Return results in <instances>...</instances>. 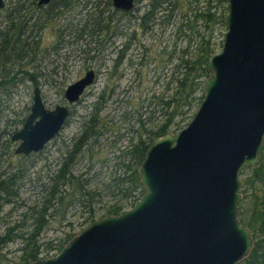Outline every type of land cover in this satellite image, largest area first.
<instances>
[{"label":"water","instance_id":"obj_1","mask_svg":"<svg viewBox=\"0 0 264 264\" xmlns=\"http://www.w3.org/2000/svg\"><path fill=\"white\" fill-rule=\"evenodd\" d=\"M134 2L112 5L126 11ZM227 10L223 46L208 59L211 76L192 120L146 150L138 169L143 196L123 213L94 220L58 254L26 264H238L249 255L240 174L259 165L264 143V0H227ZM95 75L88 69L68 84L67 103H76ZM70 104L47 107L34 85L30 111L11 135L15 152L44 149Z\"/></svg>","mask_w":264,"mask_h":264},{"label":"trees","instance_id":"obj_2","mask_svg":"<svg viewBox=\"0 0 264 264\" xmlns=\"http://www.w3.org/2000/svg\"><path fill=\"white\" fill-rule=\"evenodd\" d=\"M202 1L204 6L198 8L197 4L200 0H189L190 15L188 16V12L182 13L179 23H173L176 25L174 33L176 40L172 46L166 45L156 54L160 56V53H164L167 56L165 71L155 80L158 86L151 87L149 96L141 97L140 95V102L137 105H131L129 109L123 110L121 119H129L127 132L131 134V137L123 147L115 149L111 156L99 160L100 167H108L107 177L99 179L101 171L93 170L95 163H91L90 168L80 175L75 174L74 165L79 163L80 153H87L92 159L103 146L116 145L109 141L105 144L100 141L105 130L112 125L103 122L100 114L109 102L110 95L114 93L115 84L109 83L101 90L97 102L81 121L78 135L68 144L57 168L49 174L48 186L45 182L41 183V188L38 190L40 199L38 198L39 200L31 207L32 227L30 228L28 224L23 231L17 232L14 231L15 225H12L0 232V264H6L7 260L1 250L15 239L22 241L21 254L15 264H26L38 258L59 253L73 234L66 235L58 245H55L58 251L54 254L49 253L54 248L51 242L38 243V236L53 207L57 209L64 204L77 205L84 215V223L87 220L92 223L97 217L123 213L129 207L126 206L128 202L132 205L130 207H134L143 196L145 188L141 183L138 169L146 150L153 142V138L169 132H177L189 119H192L195 109L204 98L205 81L211 76L207 63L217 45L212 41L213 30L217 24L224 25L226 30L224 19L228 12L227 0ZM135 2L139 3L140 0ZM74 3V0H64L61 11L52 9L46 13L45 8L37 9L36 19L42 22L34 33L29 16V0L6 2L3 19L0 20V89L4 88V91H8L15 85L17 76L21 75L32 80L34 85H39L36 70L40 65L36 59L43 49L37 48V43H34L35 37L40 36L42 27L61 17L65 11H71ZM91 4L92 7L85 13L84 22L79 27L78 23L75 24L69 35L74 33L78 38H82L85 32L88 36L100 35L101 37V33L106 32H113L115 35L116 31H119V22L123 20L122 17L131 16L133 26L129 31L130 37L123 48L117 52L109 69V77L115 74L116 78L118 73V78L125 74V70L121 71L120 66L125 62L131 44L138 43L141 35L154 34L158 25L166 28L177 16L175 12L182 10L184 6L181 0H148L144 8L134 5L133 9L125 12L114 9L111 0H94ZM101 5L104 8H100ZM111 8L114 13L119 12L122 17L115 19L116 13L113 17L107 16L105 12ZM112 25L116 26L113 30ZM119 33L125 35L127 32L119 31ZM63 43L65 42L54 45L52 50L57 51ZM98 43L104 44V40ZM145 50L147 51L145 56H147L150 49L145 47ZM135 63L132 57L129 58L131 67ZM136 71L137 76L142 74L140 69ZM162 78H168L166 83H162ZM128 90L126 89L124 94ZM115 101L120 102L121 99ZM130 104L131 100L127 105ZM25 117H22L19 122L23 123ZM5 130H0V160L3 155L15 152V147L13 149L11 147V142L14 141L11 135L14 131L9 134ZM122 135V133L114 134L113 137L118 139L113 141L116 142ZM262 147L259 166L251 167L253 172L246 178L241 188L244 197L239 204V220L252 233L254 247L238 264H264V143ZM1 163L0 161V165ZM20 163L13 164L10 172L0 169V211L5 203L10 202L13 196L17 195V180L25 178L28 174V169H24ZM247 168L250 167L247 166ZM90 171H92L91 175H89ZM94 181L97 183L92 185ZM245 201L246 205H244ZM42 252L44 253L41 254Z\"/></svg>","mask_w":264,"mask_h":264},{"label":"rangeland","instance_id":"obj_3","mask_svg":"<svg viewBox=\"0 0 264 264\" xmlns=\"http://www.w3.org/2000/svg\"><path fill=\"white\" fill-rule=\"evenodd\" d=\"M10 0H6L9 2ZM94 0H74V5L71 11H65L61 17L52 23L42 27L40 36L35 37L37 48L43 49L42 53L37 56V63L40 65L36 70V79L39 83L44 104L49 108H54L56 104H69L65 100L64 90L65 87L75 82L77 78L86 72V69L93 68L96 70L95 82L87 87L84 94L77 100L76 103L70 104V116L67 118L65 125L57 134V137L49 141L44 149L35 152L33 154H22V153H9L3 155L1 158V170L10 172L12 165L20 163L24 169H28V174L25 178L17 180V195L14 198L3 205L0 211V232H3L7 227L15 225L14 231L20 232L25 229L28 224L32 227L33 218L31 213L33 210L32 206L40 199L41 183L45 182L48 186L49 174L52 173L62 158V155L68 148V144L71 140L78 135V131L81 127V121L85 116L88 115L91 107L97 102L101 90L109 83L115 84L113 88L114 93L110 95L109 102L101 111V118L103 122L108 125L112 124L110 128L105 130V134L102 136L100 141L105 144L109 143L116 144L114 146H103L97 151L96 156L93 155L92 159L87 153L79 154V163L74 165V172L76 175L85 173L91 163H95V169L100 170V180L105 179L108 174L107 166L100 167V161L103 157L112 155V152L123 147L131 134L127 132L129 129V119H121L124 109H129L131 105H137L140 102L141 97H147L150 95L149 90L151 87L158 86L155 83L157 76H162L165 71V61L167 56L164 53H160L157 56L160 49L166 45L172 46L176 40V23H179L181 19L180 15L189 11L190 2L189 0H181L184 2L183 9L175 13L177 16L171 20L166 28H161L159 25L154 34L152 35H141L138 43L133 42L131 48H129L125 62L120 66V70L124 71L125 74L121 77H115V74L109 77V69L112 67L113 59L116 57L117 52L123 48V45L129 39V31L132 28L131 16L126 15L122 17L119 12H113V9H107L105 14H115V19L123 18L119 22L118 30L121 32H127L125 35L116 31L114 35V41L111 42L109 39L110 32L101 33V40H104L103 45H99L98 38L95 35L91 36L85 32L82 38H78L73 34L69 35L71 28L78 23V27L84 22L86 18L85 13L92 7L91 2ZM148 0H140L139 3L135 2V6L139 5L144 8ZM85 2V3H84ZM85 4V6H83ZM204 6V2L200 0L197 4ZM100 8H104L103 5ZM3 11H0V20L3 18ZM188 16L191 12H188ZM175 20V21H174ZM175 23V24H173ZM218 25V26H217ZM215 25L213 30V38L216 45L215 52H219L223 46V34L225 31L224 25ZM112 30L116 26L112 25ZM80 30H78L79 32ZM59 42L63 43L62 47H59L57 51L52 50L54 45H58ZM222 45V46H221ZM145 47L150 50L145 56ZM89 48H95L90 51ZM90 51V52H89ZM94 55L92 58H85L87 54ZM133 58L136 63L131 67L129 64V58ZM54 68V73L51 70ZM56 69V71H55ZM141 70L142 74L137 76L136 70ZM113 70V69H112ZM168 78H162V83H166ZM116 80V81H115ZM115 82V83H114ZM118 84V85H117ZM112 85V86H113ZM139 85V87H138ZM34 83L24 76H17L15 85L8 91L0 89V130L6 129V133H11L22 126L19 120L25 117L30 111V105L32 103V90ZM133 86V87H132ZM129 89L127 93L124 91ZM62 90V92H60ZM200 93H198L199 95ZM121 99L120 102L115 101ZM131 100V104L127 103ZM197 109V108H196ZM195 109V110H196ZM194 110V111H195ZM193 113V112H192ZM189 119L186 125L191 121ZM185 125V126H186ZM184 128V127H183ZM109 130V131H108ZM123 134L120 139L114 142L113 140L118 139L113 137L114 134ZM17 142L12 141V149L16 146ZM261 155V154H260ZM98 158V160H97ZM11 162V163H10ZM247 168L245 166L240 174L244 182L246 178L252 174V165ZM90 171L89 175H91ZM94 181L91 184H96ZM244 184V183H243ZM241 191V190H240ZM242 198L244 192L241 191ZM39 198V199H38ZM246 205V201L244 202ZM129 206L127 209L132 207L131 203H127ZM40 207V205H39ZM82 210L77 205L66 206L61 205L59 208H51L49 217L43 229L38 236V243L51 242L54 248L49 253H55L58 250L55 245H58L68 234L80 233L83 228L88 226L90 222L87 220L84 223V215ZM54 212V213H52ZM100 214L102 212H99ZM96 219H99L98 217ZM29 228V229H30ZM72 239V238H71ZM69 239V240H71ZM68 240V241H69ZM22 241L15 239L10 241L6 247L1 251L5 254L7 260L6 264H15L21 254ZM46 246V245H41ZM42 252L41 254H43ZM58 254V253H57Z\"/></svg>","mask_w":264,"mask_h":264},{"label":"flooded vegetation","instance_id":"obj_4","mask_svg":"<svg viewBox=\"0 0 264 264\" xmlns=\"http://www.w3.org/2000/svg\"><path fill=\"white\" fill-rule=\"evenodd\" d=\"M5 1L6 0H4V4H3V6L0 8V11H2L4 8H5V6H6V3H5ZM40 0H29V9H30V12H29V16H30V19L32 20V24H33V30H34V33H36V28H37V26H39V25H41V22L38 20V18L36 19V10L37 9H39V10H41V9H43V8H45V12L46 13H48L49 11H51L52 9H56L57 11H61L62 10V3H63V1L64 0H49V1H47V2H39ZM111 4H112V0H111ZM113 8L115 9V8H117L116 6L114 7V5H113ZM134 8V7H133ZM133 8H131V9H133ZM117 9H119V8H117ZM131 9H129V10H131ZM119 10H122V9H119ZM129 10H126V11H129ZM122 11H125V10H122ZM125 11V12H126ZM114 12V11H113ZM107 16H109V17H113V14L112 13H110L109 15H107ZM3 19V18H2ZM1 19V20H2ZM57 20V19H56ZM53 21H55V20H53ZM101 37H99V39L97 40L98 42L99 41H102L101 39H100ZM114 33L113 32H111L110 33V35H109V39H110V41L111 42H113L114 41ZM99 45H103V43H99ZM90 49V51H92V50H94L95 48H89ZM89 51V52H90ZM89 57H95L94 55H90L89 53L87 54V56L85 57V58H87V59H89ZM88 69H93V68H88ZM88 69H86V71L88 70ZM93 70H95V69H93ZM55 71H56V69H55ZM53 73H54V68H53V71H52ZM97 72H96V70H95V74H96ZM86 74V72L83 74V75H85ZM83 75H81V76H83ZM97 75V74H96ZM96 75H95V78H96ZM80 76V77H81ZM79 77V78H80ZM95 80V79H94ZM64 94H65V92H64ZM43 98V97H42ZM44 102V101H43ZM70 104V103H69ZM67 121V120H66ZM59 132H60V130H59ZM58 132V133H59ZM57 133V134H58ZM57 137V136H56ZM52 140V139H51ZM50 140V141H51ZM15 142H17L18 143V141H15ZM48 143V142H47ZM261 161V160H260ZM260 164V163H259ZM259 166V165H258ZM254 167H257V166H254ZM97 220V219H96ZM69 242V241H68ZM67 242V243H68ZM66 243V244H67ZM65 244V245H66Z\"/></svg>","mask_w":264,"mask_h":264}]
</instances>
